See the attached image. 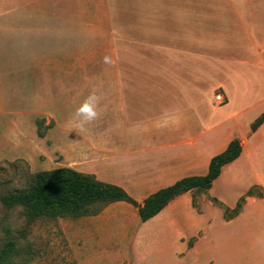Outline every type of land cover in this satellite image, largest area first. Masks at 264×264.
Masks as SVG:
<instances>
[{
  "label": "crops",
  "instance_id": "1",
  "mask_svg": "<svg viewBox=\"0 0 264 264\" xmlns=\"http://www.w3.org/2000/svg\"><path fill=\"white\" fill-rule=\"evenodd\" d=\"M60 2L71 8L47 15L61 24L49 22L40 31L0 27V33L14 36L10 46L21 48L20 61L26 65H15L20 78H33L35 62H75L77 48L100 45L88 20L92 2H85L84 13L82 0ZM126 19L137 26L144 44L152 41L159 50L142 54L139 43L137 53H126L123 39L122 70L112 80L58 98L65 106L58 108L57 123L47 134L55 168L94 175L143 204L184 178L207 175L211 160L238 139L241 155L223 167L210 193L216 187L236 191L232 199L217 195L230 208L252 188L263 196L247 197L238 216L226 220L222 215L213 223L193 207L192 192L146 222L131 204L112 203L98 215L78 218L74 239L81 264H90L87 251L110 256L101 245L102 232L109 221L129 222L132 214L140 221L135 240L169 252L173 264H182L183 256L185 264H264V123L256 131L251 128L264 114V0H123V31ZM35 32L58 53L35 60L28 50ZM216 87L227 103L213 110ZM93 89L101 96L100 115L81 126L75 111ZM124 229L118 228L119 236L128 239Z\"/></svg>",
  "mask_w": 264,
  "mask_h": 264
},
{
  "label": "rangeland",
  "instance_id": "2",
  "mask_svg": "<svg viewBox=\"0 0 264 264\" xmlns=\"http://www.w3.org/2000/svg\"><path fill=\"white\" fill-rule=\"evenodd\" d=\"M85 2H92V14L88 20L96 27L95 37L100 45L77 48L79 58L75 62H35L32 79H22L15 73V65L24 68L26 65L20 61L21 48L10 46L15 38L9 32L0 33V263L6 258L12 264H81L79 246L74 239L78 219H30L23 206L10 205L5 199L28 190L40 173L56 170L57 158L49 154L52 141L48 140L47 134L57 123L58 108L65 106L58 101L60 96L68 98L69 92L75 88L103 87L107 80H112L115 72L122 70L123 39L126 40V53H137L139 43L142 54L152 56L155 50H159L152 41L148 42L150 45L144 44L146 40L139 39L137 26L129 24L127 19L123 31V0H82L80 10L83 13L87 9ZM67 7L60 0H0V27L19 26L40 31L49 22L63 23L62 20L48 19V13ZM82 23H85L84 19ZM32 37L34 45L28 50L35 60L58 53V47L42 42L47 39L42 34L35 32ZM106 56L111 58L110 63L104 62ZM15 60L18 61L15 63ZM220 93L223 91L217 87L211 92L213 110L220 108L214 103V97ZM45 110L53 113L47 114ZM41 119H45L41 127L43 138L39 137L37 126ZM191 192L196 200L195 209L206 213L211 223L225 216L224 210L214 205L210 197L217 198L221 194L232 199L237 193L218 187L212 194L197 189ZM255 193L263 195L259 189H255ZM119 214L122 217L123 213ZM136 218L132 214L129 222L115 218L109 221L101 234L104 235L101 245L112 254H90L87 251L85 257L89 263L173 264L169 252L156 251L151 242L144 244L137 240L140 221L138 215ZM122 227H126L124 232L129 235L128 239L120 238L118 228ZM196 240L197 237L191 239L189 245ZM133 246L138 247L134 252L126 250ZM182 259L185 264V256ZM211 261L214 262L213 258ZM177 263L181 264L180 261Z\"/></svg>",
  "mask_w": 264,
  "mask_h": 264
},
{
  "label": "trees",
  "instance_id": "3",
  "mask_svg": "<svg viewBox=\"0 0 264 264\" xmlns=\"http://www.w3.org/2000/svg\"><path fill=\"white\" fill-rule=\"evenodd\" d=\"M44 122L45 119L37 121L38 135L41 138L44 137V133L41 132ZM263 123L264 114L252 124V131H256ZM241 152V141L233 140L226 151L211 160L207 175L184 178L173 186L151 195L143 204H139L121 187L103 183L97 180L94 175L79 173L69 168L40 173L28 190L8 196L5 200L10 205L23 206L30 219L35 217L78 219L95 216L101 213L105 206L123 201L137 208L141 221L146 222L187 192L195 189L202 192L210 191L214 182L221 175L223 167L238 159ZM255 195V188H252L240 198L237 207L234 209L228 207L218 198L210 197V200L214 205L224 210L226 220H231L241 213V206L245 202V198ZM261 196L263 195L261 194ZM195 202L193 196L194 208H196ZM0 264L12 263L6 258H2Z\"/></svg>",
  "mask_w": 264,
  "mask_h": 264
},
{
  "label": "clouds",
  "instance_id": "4",
  "mask_svg": "<svg viewBox=\"0 0 264 264\" xmlns=\"http://www.w3.org/2000/svg\"><path fill=\"white\" fill-rule=\"evenodd\" d=\"M105 63H110L111 58L106 56ZM101 96L93 89L89 95L84 99L82 104L76 109L75 117L80 118L81 126L92 123L98 119L100 113L98 108L100 106Z\"/></svg>",
  "mask_w": 264,
  "mask_h": 264
},
{
  "label": "built area",
  "instance_id": "5",
  "mask_svg": "<svg viewBox=\"0 0 264 264\" xmlns=\"http://www.w3.org/2000/svg\"><path fill=\"white\" fill-rule=\"evenodd\" d=\"M214 100L217 106H222L227 102V98L225 97L224 94L221 93L217 94Z\"/></svg>",
  "mask_w": 264,
  "mask_h": 264
}]
</instances>
